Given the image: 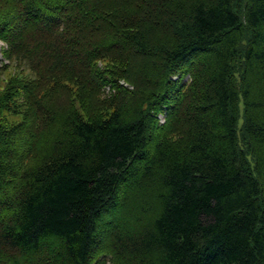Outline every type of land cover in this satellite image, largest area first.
Listing matches in <instances>:
<instances>
[{"label": "trees", "instance_id": "16d2710c", "mask_svg": "<svg viewBox=\"0 0 264 264\" xmlns=\"http://www.w3.org/2000/svg\"><path fill=\"white\" fill-rule=\"evenodd\" d=\"M0 42V264H264V0H0Z\"/></svg>", "mask_w": 264, "mask_h": 264}, {"label": "rangeland", "instance_id": "374dc122", "mask_svg": "<svg viewBox=\"0 0 264 264\" xmlns=\"http://www.w3.org/2000/svg\"><path fill=\"white\" fill-rule=\"evenodd\" d=\"M3 48H5V44L4 43H2V42H0V58H2V51H3ZM4 63H6V62H4ZM12 68L10 69H7V70H5V71H3V73H2V76H3V78L4 79H6V78H8V76L12 73ZM110 86H106L105 87V89H104V94H107V93H109L110 92V88H109ZM241 111H242V109H241V106H240V109H239V112L241 113ZM163 118L161 117V120H162ZM241 122H242V120L240 119L239 120V126L241 125ZM241 145H242V142H241ZM109 262V261H108ZM111 264V263H110Z\"/></svg>", "mask_w": 264, "mask_h": 264}]
</instances>
